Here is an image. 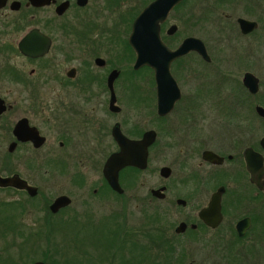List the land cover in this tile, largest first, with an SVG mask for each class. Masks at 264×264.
<instances>
[{"label": "flooded vegetation", "instance_id": "flooded-vegetation-1", "mask_svg": "<svg viewBox=\"0 0 264 264\" xmlns=\"http://www.w3.org/2000/svg\"><path fill=\"white\" fill-rule=\"evenodd\" d=\"M128 1L0 0V179L11 181L0 185V228L8 229L9 239L15 240L18 229L47 227L48 213L55 218L71 210L73 190L80 198L103 196L118 209L116 219L129 210L146 215L142 228L132 235L126 221L112 231L117 235L109 240L107 258L112 264L117 257L120 264H264V192L251 182L243 157L251 147L262 154L264 165V152L259 141L258 149L240 144L237 134L245 135L244 125H234L230 142L204 125L207 101L215 99L209 94H218L229 81L222 71L225 57L233 58L236 66L247 56L225 32H237L239 38L257 32L259 3L240 0L241 16L231 22L222 6L228 0H197L201 16L195 19L194 12L186 10L188 25L194 19L216 46L191 34L177 45L169 43L180 29L172 22L173 14L191 0H182L168 13L159 24L164 46L174 52L185 39L197 38L208 60L190 51L170 63L179 97L161 115L155 71L148 66L134 69L136 54L129 44L134 20L155 0H136L141 8L126 25L124 41L118 29L133 10L117 11ZM240 19L257 28L243 34ZM172 26L175 31L169 34ZM129 51L134 54L132 71L149 72L153 89L148 99L128 76ZM193 58L195 64H189ZM245 73L241 85L249 94L242 83ZM234 100L223 96L220 105L217 97V109L231 116L239 110L232 108ZM148 117L151 126L146 125ZM114 130L132 146L122 151ZM150 131L154 141L147 148L146 166L120 168L119 190L114 189L104 173L106 163L121 153L131 159L139 155L138 143ZM162 136L168 140L160 142ZM165 143L171 151L170 166L155 170L159 179L145 189V171ZM207 152L220 161L205 159ZM165 167L170 170L167 177L161 175ZM214 196L219 204L210 207ZM60 197H66L68 205L52 212ZM135 236L140 243L133 242L122 253L113 251L118 240L126 245ZM180 240L182 255L172 247Z\"/></svg>", "mask_w": 264, "mask_h": 264}, {"label": "rangeland", "instance_id": "rangeland-1", "mask_svg": "<svg viewBox=\"0 0 264 264\" xmlns=\"http://www.w3.org/2000/svg\"><path fill=\"white\" fill-rule=\"evenodd\" d=\"M231 1L234 3L235 7L231 6ZM257 2L259 4L257 3V15L255 16V18L259 19L258 22L260 24V27L257 32L247 38H239L237 32H225L231 37L232 40H235L233 46L236 45L237 48L241 49V51L242 48L247 50V56L243 59L241 63L242 65L236 66L235 64H233V58L227 60V57H225L226 61L223 64L222 71L228 75H225L223 73L222 74L223 76L228 77L229 81L227 84H222V86H220L222 87V90L218 91V94H209L210 98L215 97V99L213 101L210 99L209 102L207 101V104L205 106L207 111L205 112L204 116V120L206 118V120L204 121V125L207 126L206 128L207 130H209L210 133L218 131V134L220 136L223 135V137L221 138L222 141H232L234 139V136L232 137V135L235 134L234 125H236L237 122L236 120L233 121L231 119L229 113H224L222 110L220 111V108L217 109L216 103L217 97H220V105L223 104V96H229L230 99L236 98L237 100H234L233 102L231 101V106L237 105L239 109V112L236 114L242 115L245 118H249V122L248 119L245 120V123H248L247 125H245V135L240 136L237 134V136L240 138V144L244 146H253L254 144L258 143L259 139L262 136H264V122L254 119L253 115L251 114V104H253L252 108H254L255 105H260L264 107V0H257ZM147 3L148 0L143 1V4ZM239 3L240 0H228L222 5L224 9V14L230 17V22L237 16H241L240 13H242L243 10ZM201 6L202 4L197 0H191L190 5L186 4L182 8L178 9L176 13L173 14L172 22L179 24L178 28L180 29L172 38H169V43L177 45L183 38H185V36L191 34V36L197 37L202 41H207L210 46H216V42L213 39V36L203 34L204 32H201L200 25H195L193 22L195 18H199L201 16ZM126 8L133 10V12H131V14L127 16L125 21H122V25L120 24V27L118 29V32H120V34L118 35V38H121V40L124 39L126 33H128L126 32V25L130 26L133 15L141 8V6H139V3H137L136 0H131L127 3H124V6L120 5V8L117 12L122 11ZM189 8L192 10V12H194V19L188 25V22H186L184 19L186 10L188 11ZM113 16L116 17V14H114ZM120 19L121 17L119 16V21ZM251 20H254V18H251ZM232 28L234 29V26ZM114 37H116V32H113L112 38ZM226 38L227 37H225V39ZM128 56V76L129 78L133 79V85L136 84L141 87V92H143V95H145V99H148L149 96H151V90L153 89V85L150 82L149 72L145 71L142 73H138L132 71L131 67L134 62V54L129 51ZM189 64L194 65L195 59H190ZM245 72H251L253 75H255L259 79L260 84L258 94L256 96H251L249 100L244 99V89L241 85V78L243 73ZM187 93L188 94L186 95H189V92ZM149 108L150 107H148V109ZM176 115L177 113L174 112L170 117L171 120H174ZM245 118H243L242 120H244ZM152 123V118L148 117L146 125L151 126ZM163 138V136L160 138V142L168 140ZM160 150L161 151L159 157L155 160H152L149 164L148 169L145 171V189L154 186L155 182H157V179H159L158 173L155 170H158L162 166H170L171 151L170 149H168L167 143L162 144L160 146ZM76 192L77 191L71 190V195L74 198L71 210L55 218H50L55 227H60L61 224L59 223L64 222L65 224H72L71 226H64L65 228L72 227L78 229L76 236H68L67 240L76 239V242L72 245L71 241H69V245H67L66 249L63 250V252L65 253V257L68 258L69 261H72L71 264H112V259L107 258V255L109 253L108 247H110L109 242H113L112 239L115 240V236H117L113 233L115 232L116 227L119 226L121 222L126 221L127 230L131 234L132 231L139 230L142 228L141 223L146 220V215L144 213L141 214L140 212H132L131 210H129L127 212L124 211L122 216L116 219L118 209L114 208L113 206H110V204L106 202L103 196L97 197L85 195V197L80 198L74 196L76 195ZM51 198L52 197H49V199ZM76 223L81 224L78 226ZM64 227H62L63 231ZM39 229V226L28 229H18L16 239L11 240L9 239L8 232H6L8 229L0 228V264H12V261L18 262V264H31V262H27L26 260H29L30 257L34 256L40 258L41 252L48 250L49 247L52 248L53 245H47L44 240L36 239L39 238V236H35V234L39 232ZM42 229H45V227H42ZM19 230H21V232ZM31 232L32 234H34V237L32 236L33 238L28 236V234ZM135 238H129L128 242L130 243L126 245L124 240H118V249L116 250L115 246L113 251H116L117 253H122L124 251H127V246L133 244V242H141L140 238H138L137 236H135ZM60 239L61 235H56L53 238L52 243L60 244ZM30 241L34 243L33 250L35 252L37 251V253H33V256H30L29 251L26 250L28 249L29 245H32ZM28 242H30L29 245ZM61 244L60 247L56 248L62 249L63 246ZM172 247L176 248L174 250L175 254L182 255L185 253V248L182 240L178 241V243H174ZM21 250L22 256L20 254ZM56 258L58 259L59 257L56 255ZM178 258L181 257L178 256ZM147 262H149V264L163 263V261L161 260H150ZM165 262L168 263V261ZM178 262L180 264H184V260H180ZM115 264H120L118 257L116 258Z\"/></svg>", "mask_w": 264, "mask_h": 264}, {"label": "water", "instance_id": "water-1", "mask_svg": "<svg viewBox=\"0 0 264 264\" xmlns=\"http://www.w3.org/2000/svg\"><path fill=\"white\" fill-rule=\"evenodd\" d=\"M181 2L182 0H155L149 4L134 20L129 37V44L136 54L134 69L137 70L142 66H148L155 71L161 115L168 113L171 110L173 103L179 97L178 88L169 74L170 63L174 59L183 56L190 51H196L208 60L204 46L197 38L190 37L185 39L174 52H170L160 41L159 24L164 22L168 13ZM238 23L243 34H248L250 31L257 28V24L254 22L240 19L238 20ZM174 31L175 27L172 26L168 33L172 34ZM242 83L250 95L254 96L259 92V79L252 73H245ZM254 111L259 118L264 120V107L256 105ZM113 135L122 151L124 147L127 146V148H130L129 146H132V143L122 137L119 132L114 130ZM153 141L154 133L152 131L147 132L144 134L143 140L138 143L139 150L141 151V153L139 152V155L131 159L126 157L124 153H121L108 160L104 168V173L114 189H118L117 171L120 168L124 166L144 168L146 166L147 148ZM259 146L264 152V136L260 138ZM204 156L205 159L209 161H220L218 157L210 152L205 153ZM243 157L251 182L256 184L258 188L264 192V186L262 184V180L264 179L262 154L255 151L253 148L248 147L244 150ZM169 172L170 170L166 167L161 169V175L164 177H167ZM10 182L11 181L8 179H0V185L2 186L10 184ZM32 193H34L33 190ZM218 198V196L213 197L210 207L219 204V202H217ZM68 203L66 197H60L56 199L50 209L52 212H55L60 207L68 205ZM33 264L48 263L37 261Z\"/></svg>", "mask_w": 264, "mask_h": 264}, {"label": "trees", "instance_id": "trees-1", "mask_svg": "<svg viewBox=\"0 0 264 264\" xmlns=\"http://www.w3.org/2000/svg\"><path fill=\"white\" fill-rule=\"evenodd\" d=\"M251 96L249 94H247V92L244 90V99H250ZM238 103V102H237ZM240 104H241V101H240ZM252 105L251 104V114L253 115V118L256 119V120H259L261 122H264L263 119L259 118L256 114H255V111H254V108H252ZM232 108H237V105H234V107ZM239 112V110H238ZM236 112V113H238ZM236 113H232V115L230 116L231 119L233 121L236 120L237 124L236 125H247L245 123V120L248 119V122H249V118L248 117H244L242 115H239V114H236ZM243 118H245L244 120H242ZM253 147H255L256 149L259 148L258 146V143L254 144ZM53 215L48 213L47 214V217L49 218L48 220V226L45 227V229H42L40 228L39 229V232L35 234V236H39V238H36V239H41V240H44V242H46L47 245H53V247H49L48 250L44 251V252H41L40 254V258L37 257V256H34V257H30L29 260H26L27 262H31V264L37 262V261H42V262H45V263H48V264H71L72 261H69L68 258L65 257V253L63 252L64 249H66L67 245H69V241H71L72 245L76 242V239L75 240H67L68 239V236H76L77 235V232H78V229L77 228H65L64 227V231L62 230V227H55V225L52 223L51 221V217ZM68 229V230H66ZM66 230V231H65ZM21 232V230H19ZM18 232V230H17ZM56 235H61V239L59 241V243H63L61 244L63 247L62 249H59V248H56V247H60V244H57V243H52V240L53 238L56 236ZM29 237H34V234L29 233L28 234ZM32 237V238H33ZM31 238V240H32ZM31 242V241H30ZM30 242H28V245L30 244ZM32 245H29L28 249H26L27 251H29V255L33 256L34 254L33 253H37V251L35 252L33 250V246H34V243L31 242ZM22 247V246H21ZM21 256H22V250H21ZM56 255L59 257L58 259L56 258ZM12 257V256H11ZM39 258V259H37ZM21 259V258H20ZM12 264H18V262H11Z\"/></svg>", "mask_w": 264, "mask_h": 264}]
</instances>
